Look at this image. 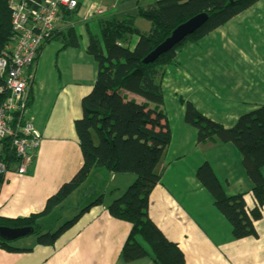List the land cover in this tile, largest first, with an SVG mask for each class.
Returning <instances> with one entry per match:
<instances>
[{"label": "crops", "instance_id": "1", "mask_svg": "<svg viewBox=\"0 0 264 264\" xmlns=\"http://www.w3.org/2000/svg\"><path fill=\"white\" fill-rule=\"evenodd\" d=\"M156 1L120 3L132 2L133 6L126 7L134 9L136 16L138 7L147 8ZM81 8L79 0L78 13L71 20L74 30L79 29ZM113 10L106 9L108 13ZM81 29L74 40L76 47L56 48L53 55L54 47L43 51V46L31 69L27 106L20 117L31 122L41 139L27 174L1 186L0 218L16 220L41 212L46 201L82 167L74 122L81 118V101L95 83L97 64L86 53ZM149 31L150 26L143 34ZM161 85L160 110L166 116L171 140L161 165L163 177L149 195V218L178 245L186 264H264V209L262 219L255 223V235L235 240L210 194L196 179V171L206 163L227 197L243 194L251 206L252 186L240 155L230 144L198 143L196 131L184 123L182 104L190 103L203 117L226 129L240 116L264 106V0L178 52L174 64L164 70ZM124 95L142 103L138 97ZM98 171H92L82 186ZM260 173L264 179V168ZM110 176L109 186L115 191L112 197L134 181L131 176ZM106 206L102 200L101 206L90 209L52 247L38 246L35 237L20 247L16 246L20 239L11 242L15 248L31 252L0 250V264H154L150 259L131 263L121 259L130 224L109 216ZM48 217L40 220L42 227Z\"/></svg>", "mask_w": 264, "mask_h": 264}, {"label": "trees", "instance_id": "2", "mask_svg": "<svg viewBox=\"0 0 264 264\" xmlns=\"http://www.w3.org/2000/svg\"><path fill=\"white\" fill-rule=\"evenodd\" d=\"M256 1L158 0L147 8L138 7L133 17L122 20L114 16L100 18L95 22L94 30L85 22L86 53L97 64V75L90 93L81 101V118L74 122L82 167L46 201L41 212L16 220L0 218V227L30 228V236L36 238L38 246L52 247L90 209L101 206L102 196L53 233H42L40 220L61 206L92 171L103 169L109 175L134 178L122 196L106 209L109 216L130 224L127 241L120 252L121 259L125 263L150 259L154 264H186L178 245L170 242L148 215L149 195L163 177L161 165L171 140L166 116L160 110L163 104L162 76L164 70L174 64L178 52L202 41ZM78 10L79 6L66 20L76 17ZM200 14H206L207 20L195 33L153 63L143 64V60L178 26ZM137 18L149 23V33L138 34L135 31ZM133 36L136 40L130 48L128 45ZM10 37L9 10L6 0H0V55ZM52 40L60 41L62 50L76 47L72 28L57 34ZM123 91L140 98L142 103L128 100L121 93ZM6 96L4 82L0 79V103ZM182 104L185 108L184 123L196 131L198 143L213 140L223 145L230 144L240 155L242 168L252 186L251 206L247 205L243 194L227 197L206 163L196 171V179L210 194L213 206L230 226L235 240L254 236L255 223L262 219L264 209V179L260 173L264 168V106L240 116L232 128L226 129L203 117L190 103ZM16 118L21 119L20 116ZM16 118L14 123L18 120ZM13 139L7 138L1 145V154L8 169L17 163ZM3 183L0 177V189ZM13 243L0 239V250L7 253L31 252L30 249L15 248Z\"/></svg>", "mask_w": 264, "mask_h": 264}, {"label": "built area", "instance_id": "3", "mask_svg": "<svg viewBox=\"0 0 264 264\" xmlns=\"http://www.w3.org/2000/svg\"><path fill=\"white\" fill-rule=\"evenodd\" d=\"M6 4L11 37L0 55V79L7 91L0 103V155H3L2 142L14 137L12 147L17 163L8 169L5 157L0 158L3 182L26 175L33 162L40 135L30 121L16 117L26 110L31 69L39 50L57 34L74 28L72 19L67 21L66 17L76 11L79 0H6ZM104 12V9H95L92 17ZM15 118L18 120L14 123Z\"/></svg>", "mask_w": 264, "mask_h": 264}, {"label": "rangeland", "instance_id": "4", "mask_svg": "<svg viewBox=\"0 0 264 264\" xmlns=\"http://www.w3.org/2000/svg\"><path fill=\"white\" fill-rule=\"evenodd\" d=\"M82 4V8L79 11L78 15V22L76 27L79 29H73L75 37L79 38V30L83 28L84 24H88L93 30L96 28L95 27V22L98 19H105L110 16H114L117 20H122L126 15H135V10L134 9H129L126 7L128 6H133L132 2L129 3H120L121 0H80ZM110 7H114L113 12L111 11L108 13L106 9H110ZM106 8V9H105ZM95 9H104L103 15H95L92 17V11ZM89 18V19H88ZM74 20V17L72 18ZM86 22V23H85ZM136 27L134 25L135 31L139 33H143L149 28V23L147 21H144L142 19L137 18L136 19ZM83 30V29H81ZM83 32V31H82ZM136 38L133 36L131 37L129 41L128 47L132 48L134 43H135ZM132 45V46H131ZM46 47V48H45ZM54 47L55 50L53 51V55L56 54V51L62 47L61 42L58 40H52L46 45H44V50H47L48 48ZM57 48V50H56ZM122 94H126L125 91L121 92ZM219 144V143H218ZM221 145V144H219ZM100 171L92 173L91 179H89V183L87 185H81L77 191H75L74 195L67 199L59 208L55 209L53 213L46 219L44 222V226L42 227V230H44L43 233H53L55 232L58 228H60L63 224L66 222L72 220L84 207L89 205L91 202H93L96 198L99 196H102V200L106 207H108L112 201L118 199L119 197L122 196V194L126 191V189L130 186H126L120 194H115V196L112 197L115 191L112 192V188L110 185L111 183V176L106 173L105 170L99 169ZM129 177V175H126ZM115 177L117 178H125L120 175H116ZM130 178H133L132 176ZM121 180V179H118ZM121 182V181H120ZM119 182V183H120ZM117 183V185L119 184ZM133 182H131L132 184ZM116 187V186H115ZM34 236H29L24 239H20L17 243L16 246L20 247L22 244H25L27 241L33 239ZM137 241L141 243L147 250L148 247L141 241L140 238H137Z\"/></svg>", "mask_w": 264, "mask_h": 264}, {"label": "water", "instance_id": "5", "mask_svg": "<svg viewBox=\"0 0 264 264\" xmlns=\"http://www.w3.org/2000/svg\"><path fill=\"white\" fill-rule=\"evenodd\" d=\"M207 20L206 14H200L186 23L178 26L171 35L158 47H156L144 60L143 64H151L160 56L170 51L174 46L184 40L187 36L195 33ZM32 234L30 228H7L0 227V239L5 242H13Z\"/></svg>", "mask_w": 264, "mask_h": 264}]
</instances>
